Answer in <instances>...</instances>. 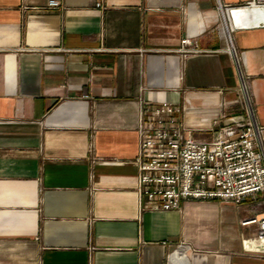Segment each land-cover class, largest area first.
Listing matches in <instances>:
<instances>
[{
    "label": "crops",
    "instance_id": "crops-1",
    "mask_svg": "<svg viewBox=\"0 0 264 264\" xmlns=\"http://www.w3.org/2000/svg\"><path fill=\"white\" fill-rule=\"evenodd\" d=\"M48 1L0 0V264H264L242 226L263 198L140 212L135 164L140 102L241 113L218 3L264 0ZM233 30L264 129V24Z\"/></svg>",
    "mask_w": 264,
    "mask_h": 264
},
{
    "label": "built area",
    "instance_id": "built-area-1",
    "mask_svg": "<svg viewBox=\"0 0 264 264\" xmlns=\"http://www.w3.org/2000/svg\"><path fill=\"white\" fill-rule=\"evenodd\" d=\"M218 3V9L223 7ZM255 6V0L248 5ZM50 0L47 8L58 9ZM100 8V4H96ZM225 29L229 27L228 51L236 69L241 90L245 87V116L211 121L209 141L194 137L199 129L186 127L183 121L186 104H146L140 102L137 137L138 149L136 195L140 212H167L180 209L183 200L223 201L242 204L247 198L264 195L263 132L256 121L246 82L233 46V27L228 23V9H223ZM222 12V10H221ZM229 25V26H228ZM181 53L191 54L190 41H181ZM231 52V53H230ZM243 92V91H242ZM256 227L247 243H257L255 252L264 257V212L245 220L242 226Z\"/></svg>",
    "mask_w": 264,
    "mask_h": 264
},
{
    "label": "water",
    "instance_id": "water-1",
    "mask_svg": "<svg viewBox=\"0 0 264 264\" xmlns=\"http://www.w3.org/2000/svg\"><path fill=\"white\" fill-rule=\"evenodd\" d=\"M235 13H239L238 21L234 16ZM229 15L232 19L234 29H244L257 27L260 24H264V9L263 8H235L229 11Z\"/></svg>",
    "mask_w": 264,
    "mask_h": 264
},
{
    "label": "rangeland",
    "instance_id": "rangeland-1",
    "mask_svg": "<svg viewBox=\"0 0 264 264\" xmlns=\"http://www.w3.org/2000/svg\"><path fill=\"white\" fill-rule=\"evenodd\" d=\"M239 93H241V99H242V111H241V113H239V114H237V115H233V116H229V117H226V116H220L219 118H222V117H224L223 119H221V123L223 122V123H226V119H229V118H233V117H235V118H237V117H242V116H245V108H246V99H245V97H244V95H243V92H242V90H241V88H240V90H239ZM185 102H183L182 101V103L181 104H179L180 106H182L183 104H184ZM184 106V105H183ZM186 114V108H185V112H184V114H183V119H184V115ZM203 120H205V119H202L201 121H203ZM213 120V119H212ZM212 120H210V122L207 124L206 122L205 123H202L197 129H199V130H201L200 132H196L195 134H194V137H195V139H197V140H201V141H209L210 140V138H211V136H212V134H211V132H209L208 130H209V128H210V124H211V121ZM259 197H261V198H263L264 199V195H259ZM238 206V205H237Z\"/></svg>",
    "mask_w": 264,
    "mask_h": 264
},
{
    "label": "bare ground",
    "instance_id": "bare-ground-1",
    "mask_svg": "<svg viewBox=\"0 0 264 264\" xmlns=\"http://www.w3.org/2000/svg\"><path fill=\"white\" fill-rule=\"evenodd\" d=\"M221 6V5H220ZM240 9H243V8H240ZM222 10V12H221V14H222V16L224 17V19H226L227 20V16H226V14H225V11L223 10V9H221ZM220 10V11H221ZM231 9H228L227 11H228V13H227V15H228V19H229V24L233 27V23H232V19H231V17H230V15H229V11H230ZM238 15H239V13H235L234 14V16H235V18H236V21H238ZM230 29V28H229ZM230 44V43H229ZM229 51H231V49H229ZM231 53V52H230ZM242 91H243V93L245 94V87H244V89H242ZM252 245H254V246H257L258 244L257 243H255V242H252L251 243Z\"/></svg>",
    "mask_w": 264,
    "mask_h": 264
}]
</instances>
